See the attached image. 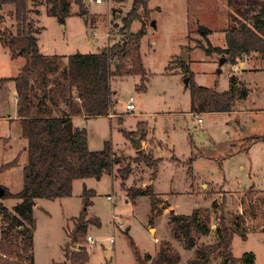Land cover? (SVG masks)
<instances>
[{"label":"rangeland","instance_id":"rangeland-1","mask_svg":"<svg viewBox=\"0 0 264 264\" xmlns=\"http://www.w3.org/2000/svg\"><path fill=\"white\" fill-rule=\"evenodd\" d=\"M68 1L64 22L47 13L45 0L27 1L29 19L41 28L37 37L44 55L67 59L98 52L122 37L119 27L133 7V0ZM15 8L4 4L0 9L1 36L16 35ZM230 12L236 15L227 0H149L148 14L142 11L132 28L136 32L145 26V72L112 77L111 116L82 122L89 148L101 150L110 142L121 161L101 179H75L69 197L37 199L34 264H81L75 256L82 247L90 257L86 264H139L140 257H156L168 243L169 252L177 255L173 264H199V249L219 241L222 213L229 226L247 232V239L233 233L232 253L239 258L253 252L256 264H264V55L253 52L233 64L230 54L216 50L227 45ZM202 25L209 28L207 33H201ZM223 56L226 60L220 63ZM26 63L25 56H13L0 39V79L8 78L0 81V166L18 159L0 170V190L11 194L23 187L28 140L22 126L3 115L16 111L14 79ZM234 77L247 88V97L238 99L230 112H197L204 121L200 124L191 108L192 82L221 93L230 89ZM130 97L133 111L127 109ZM145 156L157 160V171ZM86 190L94 194L83 195ZM11 194L0 196V208L12 211L21 201ZM195 209H201V220L209 216L210 232L203 235L194 228L196 241L188 247L183 234L173 230L170 213L190 215ZM83 212L87 231L72 241L75 218ZM1 219L0 209V239ZM89 235L95 242L87 240ZM207 264H224L220 250Z\"/></svg>","mask_w":264,"mask_h":264},{"label":"trees","instance_id":"trees-1","mask_svg":"<svg viewBox=\"0 0 264 264\" xmlns=\"http://www.w3.org/2000/svg\"><path fill=\"white\" fill-rule=\"evenodd\" d=\"M27 1L0 0V9L4 4L16 7L17 22L16 35H0V39L10 48L13 56L19 54L27 58L21 74L14 81L18 92V116L22 124V136L28 140L26 150L29 157V162L23 170L25 177L20 192L11 194L4 188L3 195L11 194L21 201L12 211L5 206L0 208V264H16L12 258L19 259L17 264H34V211L38 198L69 197L73 192L75 179H101L104 173H112L114 165L120 163L121 160L110 142H106L101 150H92L89 148L86 128H75L71 137L66 125L74 116H83L86 119L109 115L113 105L112 77L145 72L141 53L145 26L143 24L136 32H132V28L134 21L140 19L142 11L145 10V14H148L149 0H133L132 9L123 18V25L119 27L122 37L116 42L104 46L98 52L75 53L67 59L59 55L47 56L40 52L37 35L41 28L34 26V22L29 19L30 9ZM45 4L47 13L56 16L61 22H64L71 8L68 0H45ZM227 4L236 15L229 13L232 26L226 30V47L216 50L230 54L233 64L253 52L264 55V0H227ZM83 11H86L84 7ZM237 14L244 17L245 21ZM127 61L130 62L131 68L126 64ZM76 80L82 82V89L76 87ZM0 81H8V78H1ZM231 84L230 89L219 93L192 82L193 113L232 111L238 99L247 97L248 90L239 84L236 77L231 80ZM140 130L139 127L138 131ZM138 134L143 135V132ZM260 138L264 140V136ZM144 160L152 162L157 171L156 159L145 156ZM17 163L18 159L3 164L0 170ZM123 176L127 177L128 174ZM90 193L94 194V191L86 190L83 195ZM213 203L214 207L219 208L218 203ZM201 212V209H195L190 215L177 214L174 210L170 213L169 221L173 230L183 234L188 247L193 246L196 241L192 235L194 228L203 235L210 232L209 216L203 221ZM244 216L243 212L238 219ZM85 218L86 212L75 218L76 227L72 232V241H77L80 235L86 233ZM219 220L220 224L216 229L219 241L200 248V257L196 261L199 264H207L213 253L220 250L224 256V264H256L255 253L244 252L238 258L231 251L233 233L239 232L247 239L246 230L241 231L239 225L229 226L225 213L221 214ZM164 246L160 247L156 257L149 254H146L145 258L140 257L139 264L175 263L177 255L169 252L171 245L168 243ZM66 256L69 258L67 252ZM75 258L81 264H86L90 257L82 247Z\"/></svg>","mask_w":264,"mask_h":264},{"label":"crops","instance_id":"crops-1","mask_svg":"<svg viewBox=\"0 0 264 264\" xmlns=\"http://www.w3.org/2000/svg\"><path fill=\"white\" fill-rule=\"evenodd\" d=\"M75 83H76V87L78 89H82L81 88L82 87V82L80 80H76ZM15 90H16V87H15ZM0 103H1V100H0ZM15 103H16V107H17L15 113L12 114L9 111L7 112L5 110L6 113H5V115H3V118L8 119V120H11L12 122L17 123V124L19 123L22 126L20 117L18 116V92H17V90H16V100H15ZM108 116H111V114H109ZM75 119H78V120H81V121L80 122H75ZM86 120H87V118L85 119L83 116H74L72 118V121L74 122V129L75 128H78V129L85 128V126H84V124L82 122H84V121L86 122ZM21 133H22V129H21Z\"/></svg>","mask_w":264,"mask_h":264},{"label":"water","instance_id":"water-1","mask_svg":"<svg viewBox=\"0 0 264 264\" xmlns=\"http://www.w3.org/2000/svg\"><path fill=\"white\" fill-rule=\"evenodd\" d=\"M153 24L155 25V21H153ZM200 31H201V33L202 32L203 33H207L209 31V28L202 25L200 27ZM186 58H187V53H186V56L184 57V60H186ZM225 60H226L225 56L221 57L220 63H224ZM188 80H189V78L186 77L185 82H188ZM66 127L68 129L69 135L72 137L73 136V132H74V122L72 120H70L69 123L66 125ZM135 141H136V149L138 150V149H140L142 147V139H141V137H137V139ZM3 194H4V188L0 190V196H3Z\"/></svg>","mask_w":264,"mask_h":264},{"label":"built area","instance_id":"built-area-1","mask_svg":"<svg viewBox=\"0 0 264 264\" xmlns=\"http://www.w3.org/2000/svg\"><path fill=\"white\" fill-rule=\"evenodd\" d=\"M89 1H95L96 3H101L102 2V0H89ZM133 102H134V98L130 97V99L127 102V109L130 110V111H133L136 108V106H135V104H133ZM194 115H195V117H197L198 122L200 124H203V122H204L203 119H201V117H199L198 114H194ZM110 198L112 200H115L116 199V195H111ZM121 227H122V225H121ZM87 240L88 241L90 240L91 242H95L90 235L87 237Z\"/></svg>","mask_w":264,"mask_h":264},{"label":"flooded vegetation","instance_id":"flooded-vegetation-1","mask_svg":"<svg viewBox=\"0 0 264 264\" xmlns=\"http://www.w3.org/2000/svg\"><path fill=\"white\" fill-rule=\"evenodd\" d=\"M238 15V14H237ZM238 16H240V15H238ZM242 17V16H241ZM243 21H245V18L243 17ZM249 24V23H248ZM250 25V24H249ZM251 26V25H250ZM260 33V32H259ZM261 34V33H260Z\"/></svg>","mask_w":264,"mask_h":264}]
</instances>
